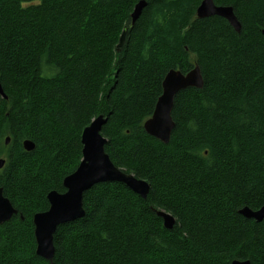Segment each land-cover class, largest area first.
Segmentation results:
<instances>
[{
  "label": "trees",
  "instance_id": "trees-1",
  "mask_svg": "<svg viewBox=\"0 0 264 264\" xmlns=\"http://www.w3.org/2000/svg\"><path fill=\"white\" fill-rule=\"evenodd\" d=\"M138 1L0 0V187L17 209L0 224V264H50L32 217L49 191H65L99 115L113 164L150 188L85 191L84 217L54 234L53 264H264V219L239 212L264 204V0H214L233 8L239 32L196 18L200 0H143L131 24ZM195 64L203 87L175 95L163 143L143 123L166 73ZM157 210L175 217L171 228Z\"/></svg>",
  "mask_w": 264,
  "mask_h": 264
},
{
  "label": "water",
  "instance_id": "water-1",
  "mask_svg": "<svg viewBox=\"0 0 264 264\" xmlns=\"http://www.w3.org/2000/svg\"><path fill=\"white\" fill-rule=\"evenodd\" d=\"M144 1L136 4L132 14V23L139 17ZM197 18L202 19L210 16H220L226 19L231 27L239 32L241 24L237 19L231 6L215 5L213 0H201L197 11ZM264 36V30H262ZM125 38V31L122 32L117 44L119 50ZM204 80L201 70L197 64L194 68L183 74L180 70L170 69L165 80L162 82L163 92L158 97L157 106L150 118L144 122L146 133L155 135L161 142L167 143L171 132L175 126L172 119L171 110L174 105V96L186 87L202 88ZM0 95L4 96L0 84ZM104 123L103 116L100 115L93 119L91 123L84 128L81 135V161L76 170L70 175L64 177V187L67 189L62 193L51 191L47 195L49 207L43 212L33 215L32 223L34 226L33 234L36 242V254L52 262L55 253L53 235L59 225L84 217L83 193L93 185L100 182L117 181L125 183L132 188L141 197L145 198L150 185L143 179H138L132 174H127L124 170L115 166L110 160L108 154L104 151L107 138L100 134L101 125ZM10 141L6 137L5 144ZM23 146L27 151H32L35 144L26 140ZM3 161L0 160V168L3 167ZM246 218H253L260 221L264 218V206L255 211L249 208H243L239 211ZM17 214V209L11 201L5 197L0 188V224L11 219ZM157 215L164 219L166 227L171 228L175 219L166 213L157 212ZM22 218V216H20ZM231 264H250L249 261L234 260Z\"/></svg>",
  "mask_w": 264,
  "mask_h": 264
},
{
  "label": "bare ground",
  "instance_id": "bare-ground-1",
  "mask_svg": "<svg viewBox=\"0 0 264 264\" xmlns=\"http://www.w3.org/2000/svg\"><path fill=\"white\" fill-rule=\"evenodd\" d=\"M140 1H143V0H140ZM140 1H138V2H140ZM213 1H214V0H213ZM138 2H137V3H138ZM200 2H201V0H200ZM137 3H136V4H137ZM136 4H135V6H136ZM199 4H200V3H199ZM199 4H198V6H199ZM215 5H217V4H215ZM135 6H134V8H135ZM198 6L196 7L195 15H196V11H197ZM217 6H219V5H217ZM223 6H228V5H223ZM134 8H133V10H134ZM133 10H132V12H133ZM132 12H131V14H132ZM131 14H130V17H131ZM196 18H197V15H196ZM135 21H136V20H135ZM131 24H133L132 21H131ZM123 31H125V33H126V30H123ZM123 31H122V32H123ZM121 34H122V33H121ZM119 38H120V37H119ZM116 47H117V45H116ZM117 50H118V49H117ZM194 66H195V65H194ZM194 66H193L190 70H192V69L194 68ZM176 70H177V69H176ZM190 70H189V71H190ZM189 71H187V72H189ZM187 72H186V73H187ZM186 73H183V74H186ZM166 74H167V73H166ZM165 76H166V75H165ZM165 76H164L163 81L165 80ZM163 81H162V82H163ZM190 87H192V86H190ZM1 88H2V86H1ZM186 88H187V87H186ZM195 88H196V87H195ZM184 89H185V88H184ZM2 92L4 93L3 89H2ZM162 92H163V88H162ZM161 94H162V93H161ZM0 96L2 97V95H0ZM174 97H175V96H174ZM3 98H6L5 93H4ZM157 101H158V99H157ZM157 101H156V103H155V106H154V109H153L152 114L154 113V111H155V109H156ZM171 111H172V110H171ZM152 114H151V116H152ZM99 116H100V115H99ZM151 116H150V117H151ZM97 117H98V116H97ZM97 117H95V118H97ZM150 117H149V118H150ZM95 118H94V119H95ZM103 119H104V118H103ZM147 119H148V118H147ZM147 119H146V120H147ZM92 120H93V119H92ZM92 120H91V121H92ZM146 120H145V121H146ZM145 121H144V122H145ZM90 123H91V122H90ZM143 125H144V123H143ZM87 126H88V125H87ZM87 126H86V127H87ZM86 127H85V128H86ZM143 128H144V126H143ZM83 130H84V129H83ZM145 132H146V131H145ZM100 134H101V133H100ZM147 134H149V133H147ZM81 135H82V133H81ZM149 135H151V136L155 137L156 139L160 140V139H159L158 137H156L155 135H152V134H149ZM7 137H9V136H7ZM5 139H6V138H5ZM26 140H28V139L23 140V142L26 141ZM29 141H31V140H29ZM23 142H22V146H23ZM81 145H82V143H81ZM23 148H24V146H23ZM81 148H82V147H81ZM24 149H25V148H24ZM25 150H26V149H25ZM26 151H27V150H26ZM104 151H105V146H104ZM105 153H106V152H105ZM106 154H107V153H106ZM108 156H109V155H108ZM81 158H82V156H81ZM0 160L3 161V164L5 163V159L0 158ZM110 160H111V159H110ZM80 161H81V159H80ZM80 161H79V163H80ZM112 163H113V162H112ZM78 165H79V164H78ZM78 165H77V166H78ZM3 166H4V165H3ZM1 168H2V167H1ZM76 168H77V167H76ZM120 169H121V168H120ZM75 170H76V169H75ZM75 170H74V171H75ZM74 171H73V172H74ZM71 173H72V172H71ZM71 173H70V174H71ZM70 174H68V175H70ZM127 174L131 175V173H127ZM132 175H133V174H132ZM133 176H134V175H133ZM65 177H66V176H65ZM136 178H137V177H136ZM138 179H140V178H138ZM116 182H117V181H116ZM63 184H64V179H63ZM123 184H125V183H123ZM125 185H126V184H125ZM63 186H64V185H63ZM126 186H127V185H126ZM128 187H129V186H128ZM0 188H1V187H0ZM64 188H65V187H64ZM129 188H130V187H129ZM89 189H90V188H89ZM130 189H131L132 191H134L132 188H130ZM66 190H67V189H65V191H66ZM51 191H56V190H51ZM51 191H49V192H51ZM49 192H48V193H49ZM56 192H58V191H56ZM134 192H135V191H134ZM2 193H3V190H2ZM48 193H47V195H48ZM58 193H62V192H58ZM135 193H136V192H135ZM83 194H84V193H83ZM137 194H138V193H137ZM3 195H4V194H3ZM138 195H139V194H138ZM5 197H6V196H5ZM47 200H48V199H47ZM82 200H83V199H82ZM48 204H49V202H48ZM263 206H264V204H263L261 207H263ZM48 207H49V206H48ZM261 207H259L258 209L254 210V209L249 208L248 206H245V207H242L240 210H242L243 208H249V209H251V210H254V212H255V211L260 210ZM47 209H48V208H47ZM47 209H46V210H47ZM240 210H239V211H240ZM42 212H43V211H42ZM157 212H163V213L169 214V215H171V216L175 219V217H174L171 213H169V212H167V211H165V210H157L156 213H157ZM158 216H159V215H158ZM160 217H161V216H160ZM32 218H33V217H32ZM161 218H162V217H161ZM249 219H250V218H249ZM263 219H264V218H263ZM162 220H163V224H164V219L162 218ZM261 220H262V219H261ZM164 226H165V224H164ZM165 227H166V226H165ZM166 228H168V227H166ZM53 237H54V235H53ZM35 243H36V242H35ZM35 250H36V249H35ZM42 258H43V257H42ZM47 261H48V260H47ZM233 261H234V260H233ZM238 261H239V260H238ZM240 261H249V260H240ZM48 262H49L50 264H53V260H52V262H50V261H48Z\"/></svg>",
  "mask_w": 264,
  "mask_h": 264
}]
</instances>
